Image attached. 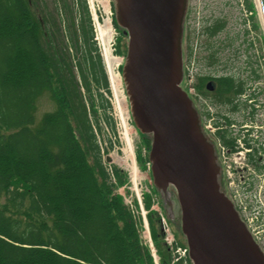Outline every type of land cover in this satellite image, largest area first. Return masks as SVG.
Segmentation results:
<instances>
[{
    "label": "trees",
    "instance_id": "obj_1",
    "mask_svg": "<svg viewBox=\"0 0 264 264\" xmlns=\"http://www.w3.org/2000/svg\"><path fill=\"white\" fill-rule=\"evenodd\" d=\"M53 1L54 17H39L31 0H0V264H154L138 204L134 211L117 193L127 177L116 166L108 171L98 138L92 84L110 89L88 1ZM113 24L122 33L115 17ZM224 27L217 22L208 31ZM194 31L187 25L191 59ZM114 52L125 54L120 39ZM204 59L218 63L215 52ZM228 78L221 81L232 92ZM45 94L55 109L37 124L36 102ZM137 157L146 169L149 158ZM143 203L161 264H171L152 197Z\"/></svg>",
    "mask_w": 264,
    "mask_h": 264
},
{
    "label": "water",
    "instance_id": "obj_2",
    "mask_svg": "<svg viewBox=\"0 0 264 264\" xmlns=\"http://www.w3.org/2000/svg\"><path fill=\"white\" fill-rule=\"evenodd\" d=\"M128 37L122 78L170 219L180 216L193 264H264V252L222 190L214 144L181 87L189 0H112ZM264 22V0H258ZM109 157L107 161H109Z\"/></svg>",
    "mask_w": 264,
    "mask_h": 264
},
{
    "label": "rangeland",
    "instance_id": "obj_3",
    "mask_svg": "<svg viewBox=\"0 0 264 264\" xmlns=\"http://www.w3.org/2000/svg\"><path fill=\"white\" fill-rule=\"evenodd\" d=\"M31 1L33 8L35 10L37 8L39 17L45 16L43 12L47 11L54 17L56 10L53 0ZM249 1L255 5V18L250 14ZM88 4L92 12L96 40L103 57L110 89L108 93L103 86L93 83L90 93L98 111L100 127L98 138L103 149L105 163L108 171L116 166L127 177L126 185L118 188L117 193L130 208L133 207L134 210L135 203L139 205V198L142 199L148 195L152 197V202L155 204L152 205L151 210L164 212V202L154 186L150 166L142 169L138 162V154L149 158L152 139L143 135L133 122L122 78L121 68L125 63L128 37L124 35L122 29L121 33L114 27L111 0H88ZM48 19L51 20V17ZM187 20L186 27L188 25L192 31L196 32L197 39L194 45L197 46V56L194 61H189L187 50H185L186 69L188 68L190 74L193 73L194 80L198 73L213 77L226 75L242 80L254 89L258 94L257 102H244L242 112L236 117L241 122L240 125L253 126L250 139H255L254 146L256 148L260 144L264 146V26L257 0H190ZM217 22H222L225 27L220 32L211 35L208 28ZM117 39L121 40L122 49L125 51L124 56L114 52ZM210 51L216 53L218 62L213 66H208L204 62V58ZM101 95L107 101L105 106L100 100ZM200 97L205 99L203 96ZM251 107L255 110L254 120L251 116ZM54 109L55 104L48 94L40 97L36 102L37 124L40 123L44 114ZM210 124L212 128H208ZM203 125L212 138L211 140L217 143V139L211 135L212 129H216L217 126L212 120H204ZM246 129L249 130V127L237 125L236 128L232 127L229 135L237 137L240 133L248 138L249 133L245 131ZM237 145L240 147L239 152L233 150L231 155L227 154L223 158L220 155L221 182L223 189L230 194L234 203L241 209L239 210L241 216L253 236L264 248V171L258 172L255 168V166L264 165V153L257 154L258 164L253 165L248 161L249 151L244 143L237 141ZM108 157L109 161H107ZM5 203L6 200L0 198V205ZM146 213L141 211L140 215L146 216ZM168 223L177 240L185 243L180 216L174 220L168 219ZM150 234L147 230L141 232L142 243L149 249L153 262L157 260L158 264H161Z\"/></svg>",
    "mask_w": 264,
    "mask_h": 264
},
{
    "label": "flooded vegetation",
    "instance_id": "obj_4",
    "mask_svg": "<svg viewBox=\"0 0 264 264\" xmlns=\"http://www.w3.org/2000/svg\"><path fill=\"white\" fill-rule=\"evenodd\" d=\"M228 77L230 76H205L203 79L204 81L202 82V91H200V93H202L203 97L205 98L204 103L199 105L195 99L192 100L200 111L202 122H204L206 117L209 115L212 116V119L219 124V137L227 147H231L229 151L232 152L233 150H237L236 152H239L240 147L237 145V141L243 142L245 147H248L249 150L248 161H252L254 162V165H257V154L264 153V146L263 144H260L257 148L254 146V142H256L255 139H250V132L253 126L240 125L241 122L238 121L236 115H240L242 112L245 105L244 102L247 101L250 103H256L258 94L246 82H243L242 80H236L234 77H230L234 80V82H231V84L234 85V90L232 92L226 91V86H228L230 83L227 82L226 84V81L221 80H229ZM254 112L255 110L252 108L251 116L253 120L255 119ZM251 123L253 122L251 121ZM237 125L240 127H249V130H245L247 133H249L247 135L248 138L246 135L242 136L240 133L237 134V137H231L229 135L232 127L236 128ZM224 192L229 198H231L227 191L224 190ZM262 249L264 251V248Z\"/></svg>",
    "mask_w": 264,
    "mask_h": 264
},
{
    "label": "built area",
    "instance_id": "obj_5",
    "mask_svg": "<svg viewBox=\"0 0 264 264\" xmlns=\"http://www.w3.org/2000/svg\"><path fill=\"white\" fill-rule=\"evenodd\" d=\"M192 77L190 79V93L191 94H194L195 93V90L192 86ZM210 127V126H209ZM219 148H220V151H221V156L222 158L225 157V155L228 154V152L226 151L225 147L221 144H219ZM223 150V152H222ZM224 153V155H223ZM139 201H140V204L142 203L141 202V198H139ZM142 206V204H141ZM162 223H163V230L166 234V242L167 244L169 245L171 251H172V256H173V264H191L188 260V249L186 247H182V246H179L175 240V237L174 235L172 234L171 230H170V227L168 226V223L167 221L165 220V218H162ZM156 263L157 260H156Z\"/></svg>",
    "mask_w": 264,
    "mask_h": 264
},
{
    "label": "bare ground",
    "instance_id": "obj_6",
    "mask_svg": "<svg viewBox=\"0 0 264 264\" xmlns=\"http://www.w3.org/2000/svg\"><path fill=\"white\" fill-rule=\"evenodd\" d=\"M258 2V5H259V9H260V12H261V16H262V10H261V7H260V4H259V1L257 0ZM109 37V36H108Z\"/></svg>",
    "mask_w": 264,
    "mask_h": 264
}]
</instances>
